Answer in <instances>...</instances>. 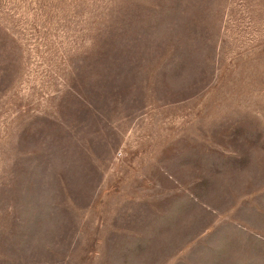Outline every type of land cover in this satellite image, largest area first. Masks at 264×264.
Wrapping results in <instances>:
<instances>
[{
  "label": "rangeland",
  "instance_id": "374dc122",
  "mask_svg": "<svg viewBox=\"0 0 264 264\" xmlns=\"http://www.w3.org/2000/svg\"><path fill=\"white\" fill-rule=\"evenodd\" d=\"M65 250L264 264V0H0V264Z\"/></svg>",
  "mask_w": 264,
  "mask_h": 264
},
{
  "label": "crops",
  "instance_id": "0c3cea01",
  "mask_svg": "<svg viewBox=\"0 0 264 264\" xmlns=\"http://www.w3.org/2000/svg\"><path fill=\"white\" fill-rule=\"evenodd\" d=\"M72 243V242H71ZM68 251L69 250H65V254L60 255L57 259H55L54 262H50L48 264H64L67 257H68ZM47 264V263H46Z\"/></svg>",
  "mask_w": 264,
  "mask_h": 264
}]
</instances>
